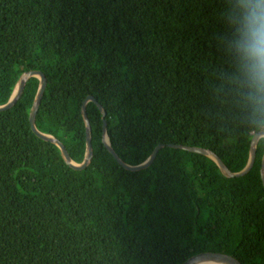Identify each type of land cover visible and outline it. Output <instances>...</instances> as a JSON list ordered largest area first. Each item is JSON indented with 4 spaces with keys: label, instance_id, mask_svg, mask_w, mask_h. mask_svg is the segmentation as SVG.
I'll return each instance as SVG.
<instances>
[{
    "label": "trees",
    "instance_id": "trees-1",
    "mask_svg": "<svg viewBox=\"0 0 264 264\" xmlns=\"http://www.w3.org/2000/svg\"><path fill=\"white\" fill-rule=\"evenodd\" d=\"M264 0H0V264H183L204 252L264 264V68L251 55ZM100 105L105 111L102 116ZM109 143L125 170L102 143Z\"/></svg>",
    "mask_w": 264,
    "mask_h": 264
},
{
    "label": "water",
    "instance_id": "water-1",
    "mask_svg": "<svg viewBox=\"0 0 264 264\" xmlns=\"http://www.w3.org/2000/svg\"><path fill=\"white\" fill-rule=\"evenodd\" d=\"M30 78H38L39 79L38 90L36 92L34 102L32 104L31 111L29 114V125L31 128V131L39 139L54 144L60 150L61 155H62L65 163L70 168H72L75 171L84 170L90 164V162L92 160V154H93L92 146H91L90 124H89L88 118L86 116V105L89 102L96 103V100L93 97L88 96L82 103L81 111H82V117H83L84 124H85L86 155H85L83 162L78 165L71 160V158H70L68 152L66 151L65 147L58 141V139H56L55 137H53L51 135H47V134H43V133L39 132L35 126L36 112L38 110L41 99H42L44 92H45V89H46V78L40 71H28V72H25L21 75V77L18 81V84H17L14 92L12 93L10 99L8 100V102L5 105L0 106V112H4V111L9 110L10 108H12L17 103V101L21 98V96L23 94L24 87H25L27 81ZM97 106L100 109L102 116L104 117L106 114L105 111L103 110V108L100 105L97 104ZM102 128H103L102 143H103L104 147L108 150V152L113 156V158L118 162V164L120 166H122L125 170L131 171V172H136V171H140V170L148 168L152 164L154 159L156 158L158 152L165 147L164 145H158L154 149V151L152 152L150 157L144 163H142L138 166H130V165H127L124 162H122L119 159V157L117 156V154L114 152V150L112 149V147L109 143V139L107 137V126H106L105 121H103ZM263 138H264V130L259 131L253 135L251 143H250L248 163H247L246 167L239 173L230 172L226 168V166L222 163V161L218 158V156L209 150L196 148V147L181 146V145H169V147H171L173 149H179V150L187 151L190 153H195V154H200V155L206 156V157L212 159L217 164V166L220 168V170L224 176H226L228 178H235V177H241V176L247 174L251 170V168L253 167L254 162H255L256 148H257L258 142ZM260 178H261L262 184L264 186V156H263V159L261 161ZM204 263L241 264L233 256H229L227 254H221V253H214V252L199 253L197 255L190 257L183 264H204Z\"/></svg>",
    "mask_w": 264,
    "mask_h": 264
},
{
    "label": "clouds",
    "instance_id": "clouds-1",
    "mask_svg": "<svg viewBox=\"0 0 264 264\" xmlns=\"http://www.w3.org/2000/svg\"><path fill=\"white\" fill-rule=\"evenodd\" d=\"M252 40L251 55L258 58L261 67L264 68V20L261 21L260 28L253 31Z\"/></svg>",
    "mask_w": 264,
    "mask_h": 264
},
{
    "label": "bare ground",
    "instance_id": "bare-ground-1",
    "mask_svg": "<svg viewBox=\"0 0 264 264\" xmlns=\"http://www.w3.org/2000/svg\"><path fill=\"white\" fill-rule=\"evenodd\" d=\"M42 100V99H41ZM108 137V136H107ZM252 140V139H251ZM250 143H251V141H250ZM86 155V154H85ZM75 163V162H74ZM77 164V163H76ZM79 165V164H78ZM204 264H214V263H204Z\"/></svg>",
    "mask_w": 264,
    "mask_h": 264
}]
</instances>
